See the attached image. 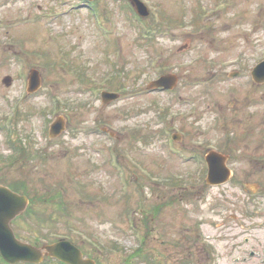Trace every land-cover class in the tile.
Masks as SVG:
<instances>
[{
  "label": "rangeland",
  "instance_id": "rangeland-1",
  "mask_svg": "<svg viewBox=\"0 0 264 264\" xmlns=\"http://www.w3.org/2000/svg\"><path fill=\"white\" fill-rule=\"evenodd\" d=\"M143 1L145 24L122 0H98L97 13L80 0H0V183L24 180L41 194L36 218L19 217L13 228L26 239L68 235L100 264H264V84L251 76L264 59V0ZM159 13L171 26L144 29ZM33 68L42 86L28 93ZM163 73L177 75L175 92L149 91ZM109 78V88H125L104 104ZM60 115L68 129L51 139ZM23 134L20 156L11 142ZM210 148L233 170L223 185L202 172ZM130 219L137 232L126 229ZM244 256L251 261L238 263Z\"/></svg>",
  "mask_w": 264,
  "mask_h": 264
},
{
  "label": "water",
  "instance_id": "water-1",
  "mask_svg": "<svg viewBox=\"0 0 264 264\" xmlns=\"http://www.w3.org/2000/svg\"><path fill=\"white\" fill-rule=\"evenodd\" d=\"M137 11L146 16L149 14L148 8L139 0H132ZM255 80L259 83L264 82V61L259 63L253 71ZM4 83L10 85L12 78L6 76ZM177 78L174 75L163 76L155 81L151 86L175 85ZM41 86V75L36 69L30 73L29 91L34 92ZM118 94L103 92L104 102L116 99ZM65 129L63 117H59L51 126L50 136L56 137ZM209 164V174L207 181L210 184H220L226 182L231 175L230 169L226 165V156L217 151H210L207 155ZM28 204V197L21 195L11 188L0 184V251L10 262L15 263L19 260L39 262L42 260L41 250L37 247L21 242L14 234L11 227V220L22 213ZM49 255L55 256L70 264H95L91 259H84L81 250L68 240H61L45 246Z\"/></svg>",
  "mask_w": 264,
  "mask_h": 264
},
{
  "label": "trees",
  "instance_id": "trees-1",
  "mask_svg": "<svg viewBox=\"0 0 264 264\" xmlns=\"http://www.w3.org/2000/svg\"><path fill=\"white\" fill-rule=\"evenodd\" d=\"M21 113H22L21 111H18L17 116L19 117ZM10 186L13 189L17 190V191H20V192H23L25 194H28L32 198V201L33 202L36 201L35 200L36 197H39L41 195L40 192H37L38 191V188H35L34 186H31V187L30 186H27V184H26V182L24 180H19V181H15L13 183H10ZM47 200L48 201H52L53 204H56L57 207H58V209L65 210V206L63 207L62 205L57 204L52 199L47 198ZM34 210L35 209H33V208L31 209V211H34Z\"/></svg>",
  "mask_w": 264,
  "mask_h": 264
},
{
  "label": "flooded vegetation",
  "instance_id": "flooded-vegetation-1",
  "mask_svg": "<svg viewBox=\"0 0 264 264\" xmlns=\"http://www.w3.org/2000/svg\"><path fill=\"white\" fill-rule=\"evenodd\" d=\"M252 254L254 255V254H255V252L253 251V252H252Z\"/></svg>",
  "mask_w": 264,
  "mask_h": 264
}]
</instances>
